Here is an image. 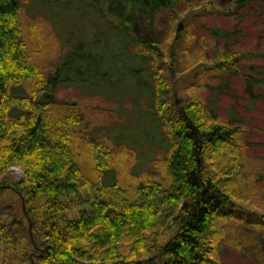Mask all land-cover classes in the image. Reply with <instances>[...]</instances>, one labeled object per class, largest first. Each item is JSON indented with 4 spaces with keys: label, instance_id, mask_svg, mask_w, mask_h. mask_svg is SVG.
<instances>
[{
    "label": "trees",
    "instance_id": "obj_1",
    "mask_svg": "<svg viewBox=\"0 0 264 264\" xmlns=\"http://www.w3.org/2000/svg\"><path fill=\"white\" fill-rule=\"evenodd\" d=\"M50 1L61 11L66 10L63 7L72 9L74 2L83 6L85 16L90 14L91 47L80 41L82 22L67 35V51L43 81L41 71L27 57L19 0H0V194L11 189L29 206L26 220L13 211L8 214L11 219L0 220L1 264L207 263L217 219L232 215L236 207L219 176L209 172L207 153L223 143H233L239 128L208 124L197 105L163 98L154 83L159 77L153 65L162 64V48L145 29L162 12L168 11L174 23L172 10L181 0ZM216 1L229 14L264 2ZM71 14L69 11V20ZM214 31L228 35L217 28ZM249 77L246 91L254 96L252 87L264 82V74L260 79ZM34 78L38 81L30 95L16 94L22 82ZM68 84L97 85L109 93L117 84L136 100L144 98L156 106L145 137L152 134L151 141L161 138L162 155L171 173L168 187L154 192L141 189L134 201L104 200L95 193L94 183L75 158L70 128L55 125L49 115L56 91ZM15 95L19 101L12 99ZM15 165L24 174L10 185L8 170ZM159 196L157 205L154 201ZM161 211L172 217L173 231L163 243L144 244L158 234L152 228L159 226ZM130 231L137 234L138 245L134 244L131 254H124L116 241L125 239Z\"/></svg>",
    "mask_w": 264,
    "mask_h": 264
},
{
    "label": "rangeland",
    "instance_id": "obj_2",
    "mask_svg": "<svg viewBox=\"0 0 264 264\" xmlns=\"http://www.w3.org/2000/svg\"><path fill=\"white\" fill-rule=\"evenodd\" d=\"M19 2L21 36L27 43L29 62L41 71V80L53 72L68 49L67 35L82 22L80 41L91 47L90 14L85 16L82 5L77 7L74 2L72 9L63 7L66 10L61 11L50 0ZM217 4L216 0H181L172 10L174 23L168 11L162 12L145 29L162 48V64L153 65L159 77L154 83L163 98L197 105L208 124L239 128L233 143H223L207 153L209 172L219 176L236 207L232 215L217 219L212 251L203 264H264V82H255L254 96L246 91L249 76L260 79L264 74V2L233 14ZM69 11L74 14L70 20ZM215 28L228 35L216 33ZM37 81L22 82L16 94L30 95ZM112 88L109 93L97 85L60 86L49 115L55 125L70 128L75 158L94 183L95 193L104 200L134 201L141 189L154 192L168 187L171 173L162 155L161 138L151 141L152 134L145 137L156 106L144 98L136 100L117 84ZM12 99L17 100L16 95ZM23 174L21 166H12L8 170L10 185ZM158 199L160 196L154 201L157 205ZM28 207L11 189L0 194V220L11 219V211L26 220ZM158 216L160 224L152 228L158 234L144 244L163 243L173 231L172 217L162 211ZM135 235L130 231L125 239L116 241L124 254L133 252Z\"/></svg>",
    "mask_w": 264,
    "mask_h": 264
},
{
    "label": "water",
    "instance_id": "obj_3",
    "mask_svg": "<svg viewBox=\"0 0 264 264\" xmlns=\"http://www.w3.org/2000/svg\"><path fill=\"white\" fill-rule=\"evenodd\" d=\"M180 30H181V27L178 28V31H180Z\"/></svg>",
    "mask_w": 264,
    "mask_h": 264
}]
</instances>
